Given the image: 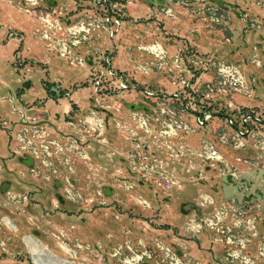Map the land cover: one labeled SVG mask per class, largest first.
<instances>
[{
	"label": "rangeland",
	"instance_id": "rangeland-1",
	"mask_svg": "<svg viewBox=\"0 0 264 264\" xmlns=\"http://www.w3.org/2000/svg\"><path fill=\"white\" fill-rule=\"evenodd\" d=\"M106 3L0 0V264H264V0Z\"/></svg>",
	"mask_w": 264,
	"mask_h": 264
},
{
	"label": "crops",
	"instance_id": "crops-1",
	"mask_svg": "<svg viewBox=\"0 0 264 264\" xmlns=\"http://www.w3.org/2000/svg\"><path fill=\"white\" fill-rule=\"evenodd\" d=\"M138 1H140V3H141V1H143V0H138ZM156 6H157V4H128V5H126V10L128 13L129 21H132L133 19L136 20V19L144 18L146 16V14L151 10V8L156 7ZM180 23L188 25L186 18H184L183 20H180ZM166 27H167V23H165V26H163V29H166ZM41 60L43 61L42 65L47 66L46 71L48 73L47 74L48 77L51 75V72H50L51 67L50 66L55 68L54 72L56 74L59 73L60 75L61 74L66 75V74L70 73V71H69V69H68V67L64 61L57 59L55 57H52L49 54H45V53L42 54ZM48 80H49V78H48ZM49 81L51 82L52 80H49ZM48 103H49V101L45 102V105L46 104L48 105ZM63 103H64L63 107L56 109L57 111L60 112L61 115H63V113H67L70 110V107L68 106V100L64 99Z\"/></svg>",
	"mask_w": 264,
	"mask_h": 264
},
{
	"label": "bare ground",
	"instance_id": "bare-ground-1",
	"mask_svg": "<svg viewBox=\"0 0 264 264\" xmlns=\"http://www.w3.org/2000/svg\"><path fill=\"white\" fill-rule=\"evenodd\" d=\"M7 225L11 226L8 223L7 219L3 220ZM24 241L30 244L32 247L31 251L33 254V260L36 264H64L65 260H59L54 255L51 254L44 246L32 236H26ZM29 250V249H28Z\"/></svg>",
	"mask_w": 264,
	"mask_h": 264
},
{
	"label": "built area",
	"instance_id": "built-area-1",
	"mask_svg": "<svg viewBox=\"0 0 264 264\" xmlns=\"http://www.w3.org/2000/svg\"><path fill=\"white\" fill-rule=\"evenodd\" d=\"M97 3H103V4H106V7L107 8H109L110 9V4H108V3H106V0H101V2H100V0H97ZM107 20L106 21H108L109 20V18H106ZM107 62H108V60H106ZM18 65L19 66H22V63H20V62H18ZM107 73L109 74V75H113V72H112V70L108 67L107 68ZM99 83H100V81L99 80H96L95 82H94V85H95V87H96V89L99 87ZM118 86L120 87V89H126L127 88V85H126V83L124 82V80H123V78L121 77V76H119L118 77ZM145 94H147L148 92L147 91H143ZM65 95H68L67 93H65ZM177 96V95H176ZM216 114V113H215ZM213 115V114H212ZM211 115H206V116H204V117H198V119H197V121H198V123L200 124V125H202V124H204V122L210 117ZM229 116V115H228ZM247 119L248 118H251V119H253V120H255V121H257V122H260L259 121V119L257 118V117H255V115H251V114H248L247 116ZM228 121H229V123L230 124H232V120H231V118H230V116H229V118L227 119ZM246 120V119H245ZM27 124H32V122H27Z\"/></svg>",
	"mask_w": 264,
	"mask_h": 264
},
{
	"label": "water",
	"instance_id": "water-1",
	"mask_svg": "<svg viewBox=\"0 0 264 264\" xmlns=\"http://www.w3.org/2000/svg\"><path fill=\"white\" fill-rule=\"evenodd\" d=\"M214 115L220 116V117H225L226 119L229 118V116L227 114H220V113H218V114H214ZM259 121L264 124V121H262V120H259Z\"/></svg>",
	"mask_w": 264,
	"mask_h": 264
},
{
	"label": "trees",
	"instance_id": "trees-1",
	"mask_svg": "<svg viewBox=\"0 0 264 264\" xmlns=\"http://www.w3.org/2000/svg\"><path fill=\"white\" fill-rule=\"evenodd\" d=\"M216 114H218V113H216ZM220 114H222V113H220ZM251 115H254V114H251Z\"/></svg>",
	"mask_w": 264,
	"mask_h": 264
}]
</instances>
